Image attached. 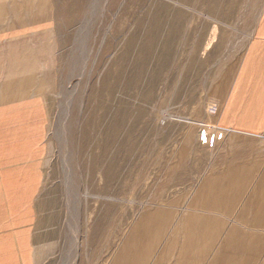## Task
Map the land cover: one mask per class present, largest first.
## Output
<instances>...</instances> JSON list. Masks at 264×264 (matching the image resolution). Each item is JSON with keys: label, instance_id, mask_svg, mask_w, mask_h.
Masks as SVG:
<instances>
[{"label": "rangeland", "instance_id": "rangeland-1", "mask_svg": "<svg viewBox=\"0 0 264 264\" xmlns=\"http://www.w3.org/2000/svg\"><path fill=\"white\" fill-rule=\"evenodd\" d=\"M43 2L32 264H264V131L219 120L264 0Z\"/></svg>", "mask_w": 264, "mask_h": 264}, {"label": "crops", "instance_id": "crops-1", "mask_svg": "<svg viewBox=\"0 0 264 264\" xmlns=\"http://www.w3.org/2000/svg\"><path fill=\"white\" fill-rule=\"evenodd\" d=\"M51 20L43 0H0V264H32L46 111L36 36ZM46 30V29H45ZM220 123L264 131V9L255 25Z\"/></svg>", "mask_w": 264, "mask_h": 264}]
</instances>
